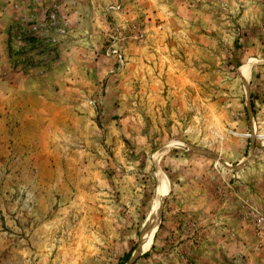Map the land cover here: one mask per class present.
I'll use <instances>...</instances> for the list:
<instances>
[{
	"label": "rangeland",
	"instance_id": "rangeland-1",
	"mask_svg": "<svg viewBox=\"0 0 264 264\" xmlns=\"http://www.w3.org/2000/svg\"><path fill=\"white\" fill-rule=\"evenodd\" d=\"M252 213L264 0H0V264H264Z\"/></svg>",
	"mask_w": 264,
	"mask_h": 264
},
{
	"label": "bare ground",
	"instance_id": "bare-ground-1",
	"mask_svg": "<svg viewBox=\"0 0 264 264\" xmlns=\"http://www.w3.org/2000/svg\"><path fill=\"white\" fill-rule=\"evenodd\" d=\"M168 184V183H167ZM158 186H159V188L157 187V195H156V202L154 203V205H153V208H152V210H151V213H150V219H149V221H152V223L149 225V231H150V233L148 234V236H147V238L148 239H150V238H152V235H153V233H154V231H155V229H156V227H157V223H158V219H159V205H160V200L162 199V197H163V194H164V191L165 190H163V187H164V185H163V179H158ZM166 189V188H165ZM159 191V192H158ZM161 191V192H160ZM167 192V191H166ZM153 219H154V221H153ZM155 219H156V221H155ZM146 231V230H145ZM147 234H145V236H146ZM143 243H144V240H143ZM142 243V244H143ZM146 243H147V241H146ZM141 244V245H142ZM145 246V245H144ZM144 248V247H143ZM141 249V251L142 250H144V249Z\"/></svg>",
	"mask_w": 264,
	"mask_h": 264
},
{
	"label": "built area",
	"instance_id": "built-area-1",
	"mask_svg": "<svg viewBox=\"0 0 264 264\" xmlns=\"http://www.w3.org/2000/svg\"><path fill=\"white\" fill-rule=\"evenodd\" d=\"M252 219L254 228L257 233H261L264 230V215L260 213H252Z\"/></svg>",
	"mask_w": 264,
	"mask_h": 264
},
{
	"label": "trees",
	"instance_id": "trees-1",
	"mask_svg": "<svg viewBox=\"0 0 264 264\" xmlns=\"http://www.w3.org/2000/svg\"><path fill=\"white\" fill-rule=\"evenodd\" d=\"M131 255V252H129L128 254L125 255V259L129 258V256Z\"/></svg>",
	"mask_w": 264,
	"mask_h": 264
},
{
	"label": "water",
	"instance_id": "water-1",
	"mask_svg": "<svg viewBox=\"0 0 264 264\" xmlns=\"http://www.w3.org/2000/svg\"><path fill=\"white\" fill-rule=\"evenodd\" d=\"M158 188H159V186H158ZM159 192V191H158ZM161 192V191H160Z\"/></svg>",
	"mask_w": 264,
	"mask_h": 264
}]
</instances>
